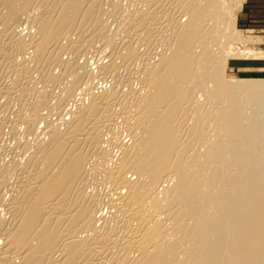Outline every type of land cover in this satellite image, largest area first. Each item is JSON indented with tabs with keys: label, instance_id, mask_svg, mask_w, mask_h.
Masks as SVG:
<instances>
[{
	"label": "bare ground",
	"instance_id": "obj_1",
	"mask_svg": "<svg viewBox=\"0 0 264 264\" xmlns=\"http://www.w3.org/2000/svg\"><path fill=\"white\" fill-rule=\"evenodd\" d=\"M138 1L142 6L130 8L124 38L107 45L109 38L101 41L108 25L104 17L113 14L103 11L101 0H0V78L10 77L0 84V114H9L12 91L20 105L14 119L11 112L7 121L0 119V129L23 121L26 129L32 126L29 133L37 127L32 137L48 131L34 147L29 144L32 154L19 168L25 180L11 183L7 204L0 192V210L7 214L0 218V264H264V79L224 73L226 58H264V49H254L255 42L235 28L243 1ZM23 10L31 12L26 16L35 30L29 40L16 30ZM96 42L106 45L102 51L109 61L93 72L84 70L89 63L82 66L73 59ZM154 45L160 51L153 53ZM16 51L23 53L21 62L13 57ZM63 52L70 60L60 59ZM55 61L64 76L73 73L66 87L60 83L65 77L57 82L58 74L50 72ZM121 69L138 80L137 93L131 92L133 86L122 90L132 82L119 79ZM34 73L43 75L36 77L43 89H36ZM89 74L111 77L113 86L95 95L84 86L87 103L78 102L65 118L61 111L67 96L75 95L77 84L85 83L79 78L89 79ZM58 83L67 95L60 97L65 102H55L63 107L55 122L65 116L63 131L61 123L46 126L41 112L50 104V86ZM205 85L210 88L204 93ZM114 114L122 118L121 131L129 137L123 147L115 139L119 123L114 125ZM105 131L116 133L108 138L113 148L116 140L122 147L116 159L109 143H103L110 140L101 139ZM22 141L13 145L20 152L28 143ZM89 157L98 159L95 165L91 159L89 172L111 187L106 197L85 191L94 181L87 179ZM1 159L0 189L7 190L13 181L8 173L20 159L12 160L17 167L9 161L12 168ZM102 206L110 215H100Z\"/></svg>",
	"mask_w": 264,
	"mask_h": 264
},
{
	"label": "rangeland",
	"instance_id": "obj_2",
	"mask_svg": "<svg viewBox=\"0 0 264 264\" xmlns=\"http://www.w3.org/2000/svg\"><path fill=\"white\" fill-rule=\"evenodd\" d=\"M105 2V3H103V2ZM108 3H107V2ZM243 2H242V5H241V7H240V9H239V11H237L236 13H235V22H234V25H235V28L236 29H238L240 32H241V36L243 37V38H245V39H247V40H249V38H250V40H252V41H254L255 42V47H254V49H257L258 47V49H264V28L262 29V30H260V29H257V28H253V27H248V25H250V23H248L247 22V19H245V17H246V13L248 12V10L251 8V6L252 5H255L256 3H261V5H264V1H254V0H242ZM101 7L103 8H105V9H107V11L104 9L103 11H105V13H107V12H109V14L110 15H112L113 14V19H112V17L110 18L109 16L108 17H104L105 19H106V21H105V19H104V21H105V23H104V25H106V24H108V25H106V27H105V35H109V36H106V38H105V35H104V38L103 39H101V41L103 42V41H105L107 38H109L108 39V41L106 40V44L107 45H109L110 43H115V44H117L118 42H119V40H116V39H118L120 36V40H121V38H124V36H125V34L122 32V31H124L126 28H127V22H128V19L130 18V16L128 15V13L130 12V10H131V12L132 11H135L136 10V7L134 6V4L137 6V8H140L141 6H142V2H140V1H138L137 2V0H101ZM114 3V5L116 4L117 6H113L112 4ZM104 4V6H102ZM107 5H109V7H107ZM134 7H133V6ZM111 6H113V8L114 7H118V10L115 8L114 10H113V8H111ZM121 7V8H120ZM131 8V9H130ZM135 8V9H134ZM113 10V11H110V10ZM119 9L121 10V11H119ZM126 9H128V10H126ZM116 10H117V12H118V14H117V12H116ZM123 10V11H122ZM126 10V11H125ZM116 12V14H115V12ZM29 11H27V12H24V10H23V12H21L22 14H23V16H21L20 18H22L21 19V21L22 22H20L19 24H18V27L16 28V30H18V29H20V30H18V32L20 31V33L22 34L21 36L22 37H24L25 38V40H29L30 39V36L34 33V29L32 28V27H29L30 26V24L28 23V14L30 15L31 14V12H29ZM112 14H111V13ZM126 12V13H125ZM129 13L130 15L132 14V13ZM27 13V14H26ZM21 14V15H22ZM109 14H106V16L107 15H109ZM125 14V16H126V19L124 18L125 16H123ZM27 15V16H26ZM128 15V16H127ZM121 17V18H120ZM127 17H129L128 19H127ZM119 18V19H118ZM27 20V21H26ZM108 20H110V21H108ZM119 21V22H118ZM24 22H26V23H24ZM23 23V24H22ZM21 24V25H20ZM124 24V25H123ZM126 24V25H125ZM119 25V26H118ZM26 26V27H25ZM126 26V27H125ZM20 27V28H19ZM24 27V28H23ZM30 28H31V30H30ZM108 29V30H107ZM123 29V30H122ZM27 31L26 33H23L24 31ZM107 30V31H106ZM17 32V31H16ZM31 32H33L32 34H30ZM121 32H122V34H124V35H120L121 34ZM20 33H18V34H20ZM28 37H27V36ZM117 37H116V36ZM27 37V38H26ZM86 39H88V38H86ZM112 40V41H110V43H107V42H109V40ZM114 39V40H113ZM117 41V42H116ZM256 41L258 42V43H256ZM98 42H100V40L98 41ZM98 42H96L95 44H96V46L95 45H93V47L95 46L96 48H98V49H96L95 47V49L93 48V47H88V48H85L84 50H82V52L84 53V54H86L87 56V59L89 60H87V59H84V58H86L84 55H82L83 53L81 52L80 53V55L83 57V58H81L80 57V55L78 54V57H77V55L75 56L76 58H74L73 60H74V62H77V63H81V65L83 64H86V63H89V64H87V65H84V66H86L85 68H84V66H83V68L82 69H86L87 71H90L91 69H92V72L94 71V68H92L97 62H99L101 59H105L106 58V61H102L101 63H97L96 64V66H95V69H97V67H99L100 65H103V64H107L108 63V57L107 56H105V57H102V58H100L99 60L98 59H96V58H94V57H97L98 56V54L99 55H101V54H104L105 53V55H107V52H105V51H102L104 48H103V45L105 44V42H103L104 44H102V42L101 43H99L98 44ZM102 44V45H101ZM111 45V44H110ZM139 45H140V43H139ZM104 46H106V45H104ZM258 46V47H257ZM137 47H140L141 49H143V47H141V45L140 46H137ZM154 48V52L153 53H156V52H158V51H160V49H158L157 47H155V45L153 46ZM102 48V49H101ZM91 49V50H90ZM89 50V51H88ZM93 50V51H92ZM141 51H143V50H141ZM96 52V53H95ZM102 52H104V53H102ZM16 53V54H15ZM23 54V53H22ZM22 54H17V51L16 52H14V54H13V57H14V59H15V61H19V62H21V59L23 58V57H21L22 56ZM27 54V55H26ZM29 54V52L28 53H25V56L27 57V58H31L32 57V54L30 55H28ZM15 55V56H14ZM16 55H17V58H16ZM61 56V55H60ZM152 56V55H151ZM19 57V58H18ZM21 57V58H20ZM67 57V58H66ZM70 57L71 56H68L66 53H62V56H61V60H62V58H63V60L64 61H66V60H70ZM80 57V58H79ZM153 57V56H152ZM223 57H225V56H223ZM222 57V58H223ZM228 57H230V56H228ZM243 57H245V58H239V57H234V56H232V57H230V58H226V65H225V70H224V73H225V75H227L228 77L229 76H239V77H255V78H260V79H264V58H259V57H247L246 58V56H243ZM69 58V59H68ZM16 59H18V60H16ZM76 59V60H75ZM82 59H84V60H82ZM91 59H92V63L90 64V61H91ZM224 59V58H223ZM79 60H80V62H79ZM82 60V61H81ZM88 62H87V61ZM98 60V61H97ZM150 60V59H149ZM57 61V60H56ZM54 62L52 65H54V66H52L53 67V69H52V67L50 68V72L52 71L53 72V74L54 75H57L56 77H57V82H59L63 77H65L66 79H62V81L60 82V83H63V85L66 87V83H67V81L69 80V79H71L72 77H73V73L71 74V76H67V75H63L62 74V68H60L61 66H59L58 64L60 63V61L59 62ZM86 61V62H85ZM85 62V63H84ZM52 63V62H51ZM56 64H57V66H56ZM78 65V64H77ZM144 65V62L140 65L141 67ZM140 67V68H141ZM58 68L60 69V70H58ZM89 68H90V70H89ZM137 68V70L136 71H138V67H136ZM135 68V69H136ZM52 69V70H51ZM82 69H80L79 71L80 72H78L79 74L83 71ZM54 70V71H53ZM140 70V69H139ZM78 71V70H77ZM76 71V72H77ZM75 72V73H76ZM86 72V71H85ZM121 72V73H120ZM41 73V72H40ZM40 73H34V79L36 78V77H38L37 75L39 74L40 76L39 77H41V76H43L42 74H40ZM122 73H125V74H127V72L124 70V69H121L120 71H119V73H118V77H119V79H121L122 81H124V79H126L127 80V76H125V74L123 75ZM5 74V73H4ZM4 74H2V76H4ZM35 74H36V76H35ZM63 76H62V75ZM78 74V75H79ZM82 74V73H81ZM138 74V73H137ZM6 75H7V73H6ZM5 75V76H6ZM78 75H75V77L76 76H78ZM89 75H91V74H89ZM88 75V76H89ZM121 75V76H120ZM1 76V77H2ZM59 76H61V77H59ZM82 76V75H81ZM92 76V77H91ZM91 76H89V77H91L93 80H94V77H95V80L96 79H98V80H105L104 82H109L108 84V87H106V88H100L99 90L101 91V92H103L102 90H108V88L110 87L111 88V86H113V82H112V78L110 77L109 78V76H107V78H109V79H106V77L104 78V79H101L100 77H97V75H91ZM123 76V77H122ZM69 77V78H68ZM86 76H83V77H80V78H82V79H80L79 78V76H78V78H79V80H82V81H80V82H85V83H83L84 85L82 86V84L80 85V86H82V87H80L78 84H77V86H76V88H78V89H76L75 90V92H74V94L75 95H73L72 97L69 95V96H67L66 94H64V92L66 91V88H64V90H62V88H63V86H61L62 84H60V83H58L59 84V86H58V84H57V86L58 87H60V88H58L56 85H54V86H50V88H49V90L50 91H52V92H50L51 93V95L49 96L50 98H49V102H50V104H52L51 106H50V104L48 105V107H49V110H48V107L46 106L45 108H42L43 109V111H44V109L45 110H47V113L44 115L43 114V111H41L42 112V115H43V117L45 118L44 120H45V122H47V125L46 126H48L49 127V123L51 124H54L56 127L55 128H58L59 126H60V123H61V126L58 128V129H60L61 128V130L60 131H63L62 130V128H63V125L65 126V123L62 125V122H61V119L63 120H65V118L67 117V115L65 114L66 112H67V114L68 113H71L72 111H74L75 110V106H77V103L79 102V103H81L82 101H83V104L86 102L87 103V100L85 99V98H87V96L88 95H86V91H85V87L84 86H86L87 85V87H86V90H87V93L88 94H90V91H88L89 89H91V90H93V89H95L96 87V85L97 84H95L94 83V81H92V80H90L91 78H89V79H83V78H85ZM126 77V78H125ZM136 77H138V76H136ZM5 78V77H4ZM10 78V77H9ZM8 78V80H7V78H5V79H3V78H0L1 80H0V84H2V81H4V82H7V81H9L10 79ZM61 78V79H60ZM129 78H131V82H132V84H131V86L129 85V87L127 88V87H124V86H126V85H122V87L121 88H123L122 90L123 91H128V90H131V88L130 87H132V90H131V92H135V93H137L138 92V90L140 89V84L138 83V80H135L136 78H135V76L133 77V76H130ZM128 78V79H129ZM133 78V79H132ZM135 78V79H134ZM6 80V81H5ZM36 80H37V78H36ZM88 80H89V82H88ZM111 80V81H110ZM130 80V79H129ZM38 81V80H37ZM86 81L88 82V83H86ZM91 81V82H90ZM134 81V82H133ZM131 82H129V83H131ZM98 83V82H97ZM35 87H36V89H38L39 90V88H41V89H43V84L40 82V81H38V83L37 82H35ZM112 84V85H111ZM50 85V84H49ZM48 85V86H49ZM94 85V86H93ZM91 86V87H90ZM139 86V87H138ZM37 87H39V88H37ZM55 87V88H54ZM62 87V88H61ZM204 87V86H203ZM203 87H201L200 89H201V91H202V88ZM209 88H210V86H208ZM206 85H205V88L204 89H206L205 91H204V89H203V91H204V93L205 92H207L208 90H207V88H208ZM53 88V89H52ZM79 88H82V89H80L79 90ZM84 88V89H83ZM87 88H89V89H87ZM109 88V89H110ZM126 88V89H125ZM130 88V89H129ZM137 88V89H136ZM139 88V89H138ZM40 89V90H41ZM58 89H60V91L58 90ZM128 89V90H127ZM135 89V90H134ZM55 90H57L56 91V93L54 92ZM77 90H78V92H77ZM98 90V92H94V91H91V93H94V95L95 94H99V93H101L100 91ZM59 91V92H58ZM82 93H81V92ZM63 94H62V93ZM77 92V93H76ZM134 93V94H135ZM201 95V92H199L198 93V95ZM61 96H63V97H65V96H67L68 98L67 99H69V100H67L68 101V104H67V102H65L66 100H62V99H65V98H60ZM75 96V97H74ZM79 96V98L77 99V100H75V98H77ZM86 96V97H85ZM10 97H11V100H10ZM10 97H9V102H10V104L11 105H8L9 107L7 108L8 110H9V114H10V112H11V116H12V118L14 119V115H16V112H18L19 110L17 109V108H19V106L20 105H18L17 103H19L18 101H15L16 99H17V97H18V93L16 92V94H15V91H12V94H10ZM71 97V98H70ZM74 97V98H73ZM85 100H84V99ZM202 98V97H201ZM55 99V100H54ZM61 99V101H63V102H65V107H64V111H61V112H63L62 113V115L64 114V115H66V117L64 118H62V115H61V118H60V123H57V125H56V123L55 122H59V120H58V118L60 117V110H63V107H62V109H58V107H56L55 105L57 104V103H55L56 102V100L59 102V100ZM83 99V100H82ZM200 99V98H199ZM1 101H0V105H2V103H3V98H1L0 99ZM73 100V101H72ZM12 101H13V103H12ZM15 101V102H14ZM52 101V102H51ZM77 101V102H76ZM85 101V102H84ZM17 102V103H16ZM63 102H62V104H63ZM16 103V105H13V104H15ZM55 103V104H54ZM73 103V104H72ZM75 103V104H74ZM78 103V104H79ZM85 103V104H86ZM61 104V106H64V104L62 105ZM71 104V105H70ZM82 104V103H81ZM18 105V106H17ZM80 105V104H79ZM12 106H13V108H12ZM14 106H15V108H14ZM17 106V107H16ZM69 106H71V108H69ZM24 107V106H23ZM54 107V108H53ZM55 107H56V109H55ZM12 108V109H11ZM28 109L26 110L25 108H23V109H25L24 111H26L25 113H28L29 111H30V107H27ZM117 108V106L115 107L114 106V108H113V111H114V113L116 112L117 113V111H115V109ZM66 109V110H65ZM72 109V110H71ZM16 110V111H15ZM54 110V111H53ZM57 110V111H56ZM58 110H59V113H57L58 112ZM117 110V109H116ZM56 111V112H55ZM66 111V112H65ZM71 111V112H70ZM118 111H119V109H118ZM49 112H51V113H53L54 114V119H51V114L49 115ZM8 113H5V114H0V119H3L2 121H4V120H6L7 121V118H9V117H7V116H9V114L7 115ZM14 114V115H13ZM59 114V115H58ZM5 115V119L4 118H2L3 116ZM48 115V116H47ZM56 115V116H55ZM115 115V114H114ZM59 116V117H58ZM118 117L119 115H115L114 117ZM46 117H47V120H46ZM116 117V118H117ZM11 118V119H12ZM70 117L68 116V119H69ZM116 118H114V123L116 122V123H119V126H118V131H116V132H119V134L117 133V135H119L120 136V138L116 135V137H115V134H112V133H110V132H106V133H108V134H104V132L102 133V135L103 136H101L102 138V140L104 139V141L105 140H110V141H106V142H103V143H105L104 145H107L109 142L111 143V137H115V139H117V140H119L120 139V143L122 142V147L124 146V144L125 145H127V144H129V137H127L128 135H126L127 133L126 132H123L124 130H123V125L122 126H120V123L122 124V118H121V121H120V116L116 119ZM48 119H49V121L50 120H52L51 122H48ZM68 119H66V121H68ZM118 120V121H117ZM1 121V120H0ZM5 121V122H6ZM66 121H64V122H66ZM120 121V122H119ZM13 122V121H12ZM22 124L20 125V123H19V121H17L16 122V124H14L15 123V121L13 122V125L10 123V122H7V123H5V124H7L8 125V127H7V125L5 126V125H2V127H1V129H0V133H2V134H0V159H1V157H2V162L3 161H5V162H3V163H5V164H3V166L4 167H6L7 166V168L8 167H10L11 166V163H13V165H15V162H12V160L13 161H16V160H21L22 161V163H21V161L19 160V161H17V163H18V165H19V167H17V163H16V169H14L13 171H11V170H9V171H11V174H10V172L7 170V172H9L8 173V175H9V178H10V180L12 179L13 181H9L10 182V184L13 182V184L16 186L17 185V182L16 181H18L17 180V178L18 179H22V181L23 180H25V175H26V173H25V170H24V168H23V171L21 172L20 171V169L19 168H22L23 166H25V164H26V162H27V160L26 159H28L30 156H31V150H32V148L31 147H34L36 144H38L39 142H40V140H41V138H45V136L48 134V131H45L46 130V128L44 127V131L45 132H40L41 133V135H40V133H38V135H40V137L38 136V135H36V136H33L32 137V135H35V134H33V132L35 133V131L37 130V127L36 126H33V130L32 131H30V133H29V131H28V129H31L30 127H32V126H29V128L28 129H26V126H28L27 124H25L26 122H23V121H20ZM4 123V122H3ZM114 124V125H117V124ZM12 125V126H10V125ZM18 124V125H17ZM58 124H59V126H58ZM14 125H16L15 126V128H12V127H14ZM22 125H24V126H22ZM19 126V127H18ZM24 127V128H23ZM117 127V126H116ZM3 128V129H2ZM5 128H7L6 129V131H5ZM22 128V129H21ZM65 128V127H64ZM63 128V129H64ZM121 128H122V130L123 131H121ZM15 129H17V130H15ZM25 129V130H24ZM34 129H36L35 131H34ZM38 129H39V127H38ZM57 129V130H58ZM22 130V131H21ZM47 130H48V128H47ZM120 130V131H119ZM25 131L28 133V135L30 134H32L31 136L29 135H26V136H28L27 138L25 137V134H27V133H25ZM17 132V133H16ZM47 132V133H46ZM43 133H44V136H43ZM110 133V134H109ZM120 133H121V135H122V133H124L125 134V136L124 137H121V135H120ZM14 134H18V135H14ZM21 134V135H20ZM22 134H24L23 136L25 137H23L22 136ZM46 134V135H45ZM112 134V135H111ZM3 135V136H2ZM9 135V136H8ZM107 135V136H106ZM114 135V136H113ZM14 136H16V138L17 137H19V138H17V141L15 140V137ZM20 136H22V138L20 137ZM111 136V137H110ZM35 137V138H34ZM107 137V138H106ZM111 138V139H108V138ZM118 137V138H117ZM127 137V138H126ZM21 138V139H20ZM37 138H39V139H37ZM18 139L21 141V140H28L27 142V144H26V147L24 148V150L23 149H21V151H27V149H30V151L28 152H20V149H18V145H17V147H15L16 146V144H18V143H20V141L18 142ZM30 139V140H29ZM35 139H37V140H35ZM42 139V140H43ZM115 139L113 138V140L115 141ZM127 139V140H126ZM33 140V141H32ZM41 140V141H42ZM117 140L115 141L116 143H115V152L113 151V144L111 143V145H110V143H109V145H110V152H111V154L113 153V158H117L118 156H119V152H120V148H122L121 147V145H119L120 143H117ZM2 141H5V142H2ZM26 141H22V142H24V143H26ZM37 141H39L38 143H37ZM2 142V143H1ZM18 142V143H17ZM21 142V143H22ZM30 142H32V143H30ZM3 143H5V144H3ZM16 143V144H15ZM36 143V144H35ZM7 144V145H6ZM29 144H34V145H31V147H30V145ZM117 144H118V146H117ZM4 145V146H3ZM13 145H15V146H13ZM27 145H29V146H27ZM8 146V147H7ZM10 146H11V148H10ZM118 148V150L119 151H116L117 150V148ZM12 148H14V149H12ZM4 149V150H3ZM12 149V150H11ZM16 149V152L15 153H17V151H18V153H17V155L15 154V153H13L14 152V150ZM18 149V150H17ZM26 149V150H25ZM111 149H112V151H111ZM8 152H7V151ZM11 151H13V152H11ZM6 152V153H5ZM117 152V153H116ZM2 153V154H1ZM5 153V154H4ZM20 153V154H19ZM31 153V154H30ZM8 154V155H7ZM13 154V155H12ZM22 154H26L25 156H23ZM30 154V155H29ZM16 155V156H15ZM19 155V156H18ZM29 155V156H28ZM115 155H117L116 157H115ZM16 157L17 158V156H18V158L17 159H15V157H14V159H12L11 160V157ZM21 156H23V157H21ZM6 157V158H5ZM12 157V158H13ZM24 159V160H23ZM92 158L91 157H89V161L87 162L88 164H89V166H88V164H86L85 166V169L86 170H88L87 168L89 167L90 169H91V167H90V165H92L91 163H93V161H95L94 163H93V165H95V163H97L98 162V159H96V157H94L93 159H96V160H91ZM114 159V160H115ZM11 163H10V162ZM10 163V166H8L7 165V163ZM22 165H21V164ZM6 165V166H5ZM11 166L10 168H12V167H15V166ZM92 165V166H93ZM22 166V167H21ZM3 167V168H4ZM9 168V169H10ZM17 170V171H16ZM86 170H85V173H86ZM21 172V174L19 173V174H17L16 172ZM17 175H16V174ZM23 173V174H22ZM90 175H89V174ZM88 173H87V175H88V177H87V179L89 178V180L91 181V180H94V181H91L90 183L92 184V182H93V184L92 185H90L88 182H89V180H88V182H85V183H87V185L89 184V186H87V185H85V186H87L88 187V189L85 187V191H87L86 193L87 194H91V193H97L98 194V192L100 191V194H98V195H101V197H103L104 195H105V197L108 195V193L109 192H112V190L110 189L111 187H109V185H107V183H104L102 180H101V177H100V175H97L98 173L97 172H93L94 173V175H93V173H91V171L89 172V170H88ZM96 173V174H95ZM15 174V175H14ZM25 174V175H24ZM12 177H11V176ZM22 175H24V176H22ZM91 175L94 177V178H96V176H98V178H96V179H94L93 177L91 178ZM96 175V176H95ZM18 176V177H17ZM130 176V175H129ZM16 177V178H15ZM97 179H99V180H101L102 182H100V181H98ZM9 180V179H8ZM18 181V182H21V181ZM9 182H8V185H9ZM95 182H97L96 184H95ZM13 184H11V186L9 185L8 186V188H10V189H8L7 188V186H6V189L7 190H4V187H3V189H0V192H2V199L3 200H5L4 201V203H8L9 201H10V198H11V194L10 193H12L11 191L13 190ZM100 184H101V186H100ZM104 184H106V186H104ZM13 185V186H12ZM103 185V186H102ZM13 187V188H12ZM97 187V188H96ZM99 188V190H97ZM12 189V190H11ZM105 189V190H104ZM11 190V191H10ZM111 190V191H110ZM9 191H10V193H9ZM4 193V194H3ZM103 193H105V194H102ZM0 196H1V193H0ZM1 198H0V208H2L1 207V205H2V200ZM9 199V200H8ZM2 200V201H1ZM4 205V204H3ZM103 207V208H102ZM101 208V212H100V215L101 216H105L106 217V215H110L109 213H111V210H109V208L107 209V207L105 208V206H102ZM2 210V209H1ZM1 210H0V218H2V220L5 218V217H7L6 215L7 214H5L4 213V211H2L1 212ZM7 219V218H6ZM5 220V219H4ZM0 221H1V219H0Z\"/></svg>",
	"mask_w": 264,
	"mask_h": 264
},
{
	"label": "crops",
	"instance_id": "obj_3",
	"mask_svg": "<svg viewBox=\"0 0 264 264\" xmlns=\"http://www.w3.org/2000/svg\"><path fill=\"white\" fill-rule=\"evenodd\" d=\"M245 15V19H247V22L250 23L248 27L257 28L260 30L264 28V5H261V3H256L255 5H252Z\"/></svg>",
	"mask_w": 264,
	"mask_h": 264
},
{
	"label": "built area",
	"instance_id": "obj_4",
	"mask_svg": "<svg viewBox=\"0 0 264 264\" xmlns=\"http://www.w3.org/2000/svg\"><path fill=\"white\" fill-rule=\"evenodd\" d=\"M26 27V26H25ZM27 31L25 30L24 31V33H26ZM102 57H105V53L104 54H102V55H98L97 57H94V58H96V59H100V58H102ZM104 62V61H106V59H101L100 61H99V63H101V62ZM93 61L91 60L90 61V64L92 63ZM95 66L96 65H94L92 68H95ZM98 82V83H97ZM108 82V81H107ZM107 82H103V81H101V80H98V79H96V80H94V83L96 84L97 83V85H96V88L95 89H93V91L94 92H98V90L100 89V88H106V87H108V83ZM57 91V90H56ZM79 97H77V98H75V100H77ZM71 105V104H70ZM71 106H69V108H70ZM47 113V111L46 110H44L43 111V114L45 115ZM55 117H54V114L53 113H51V119H54ZM66 118H68V116L66 117ZM42 127H43V124H40V126H39V129H38V132L39 131H41V129H42ZM6 129L7 128H5V131H6ZM22 129V128H21ZM22 131V130H21ZM125 136V134H123L122 133V135H121V137H124ZM127 140V139H126ZM113 151L115 152V148L113 149Z\"/></svg>",
	"mask_w": 264,
	"mask_h": 264
}]
</instances>
